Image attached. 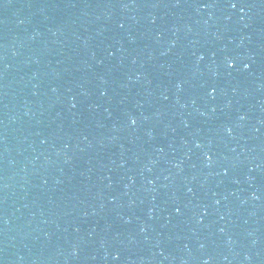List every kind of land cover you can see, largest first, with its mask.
Listing matches in <instances>:
<instances>
[{"label":"water","instance_id":"obj_1","mask_svg":"<svg viewBox=\"0 0 264 264\" xmlns=\"http://www.w3.org/2000/svg\"><path fill=\"white\" fill-rule=\"evenodd\" d=\"M0 264H264V0H0Z\"/></svg>","mask_w":264,"mask_h":264},{"label":"snow or ice","instance_id":"obj_2","mask_svg":"<svg viewBox=\"0 0 264 264\" xmlns=\"http://www.w3.org/2000/svg\"><path fill=\"white\" fill-rule=\"evenodd\" d=\"M232 6L235 7V4H233ZM230 61H231V60H230ZM230 61H229V62H230ZM245 67H248V65H245ZM133 123H135V121H133Z\"/></svg>","mask_w":264,"mask_h":264}]
</instances>
